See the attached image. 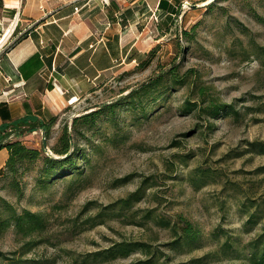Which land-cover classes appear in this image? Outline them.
<instances>
[{
	"label": "rangeland",
	"instance_id": "rangeland-1",
	"mask_svg": "<svg viewBox=\"0 0 264 264\" xmlns=\"http://www.w3.org/2000/svg\"><path fill=\"white\" fill-rule=\"evenodd\" d=\"M212 1L184 3L176 25L164 34L152 2L129 7L119 23L133 20V29L120 41L135 43L136 60L118 52V66L93 92L59 113L45 142L50 148L63 123L126 95L172 64L181 72L196 70L210 95L238 115L179 112L186 100L200 97L194 87H178L167 107L148 121L132 122L128 115L117 128L105 125V134L117 131L125 135L124 141L112 144L94 135L97 150L87 152L90 165L78 181L60 179L41 190L33 175H25L20 199L0 181V198L18 212L26 209L46 219L41 231L27 236L12 228L0 233V253L46 264H248L249 245L264 236V153L254 151L264 144V63L250 53L253 44L264 48V25L252 16L255 11L264 17V0H219L207 8ZM197 22L195 40L186 43L179 33ZM11 34L0 45V54L14 42ZM156 46L150 67L136 70L139 59ZM32 139L36 141H27L31 146H43V132ZM78 144L87 146L83 140ZM3 153L0 163L6 159ZM138 193L128 209H117ZM253 213L257 222L250 224ZM180 218L198 228L203 240L173 247L170 228L179 227ZM123 243H144L150 249L109 261L98 255Z\"/></svg>",
	"mask_w": 264,
	"mask_h": 264
},
{
	"label": "trees",
	"instance_id": "trees-1",
	"mask_svg": "<svg viewBox=\"0 0 264 264\" xmlns=\"http://www.w3.org/2000/svg\"><path fill=\"white\" fill-rule=\"evenodd\" d=\"M219 1V0H214ZM207 5V8H212L213 2ZM184 2L182 0H159L157 10L159 11L160 22L158 29L161 33L169 30L176 25L178 16L181 13V8ZM128 9L123 11L121 15L125 16ZM254 20L264 25V17L252 12ZM164 27V29H163ZM199 27V22L190 26L189 29H182L179 36L186 43H193L196 36V30ZM166 30V31H167ZM17 26L12 31L11 36L14 37V42L10 45H15L26 33L18 36ZM176 45H179L177 37ZM9 47V48H10ZM250 53L261 59L264 63V48L255 44L251 46ZM158 49L156 46L144 58L139 59L136 70L145 71L148 69L155 59V53ZM134 53L128 56L129 60H136ZM189 86L194 87L199 100L191 102L186 100L177 111L188 113L196 111L200 113L217 116L220 112L231 113L230 115H238L231 107L221 105L217 100L210 95L208 87L203 85L200 74L193 69H187L184 72L180 71L177 64H172L168 68H164L155 76L150 77L137 87L130 90L126 95L120 96L108 103L95 106L92 110H86L79 115L73 117L70 122L63 123L60 133L56 138V142L49 148V154L43 146L41 148L28 146L20 139H9V128L28 127L27 131L32 132L40 128L43 132L44 140L48 141L51 136V131L57 124L59 114L51 116L42 124L32 126L28 124L26 118L16 120L13 124L3 122L0 126V151L5 149L6 159L0 167V181L3 182V188L9 193L20 199L24 195L25 183L23 182L25 175H33L36 184L41 190L48 189L49 186L56 183L60 179L78 181L84 174V169L90 165V156L88 151L95 152L97 147L91 140L94 135L116 144L125 140V135L117 131L110 136L105 134V125L118 127L120 120L129 115L132 122L146 120L148 121L160 109H164L167 101L170 99V93L176 91L178 87ZM193 89V90H194ZM95 90L92 89L91 92ZM200 103H207L201 107ZM69 107L65 108V112ZM169 108V107H168ZM161 111V110H160ZM125 113V116L123 114ZM132 115V117L130 116ZM6 121V120H5ZM11 125V126H10ZM78 140H83L87 146L84 147L78 144ZM255 144H252V146ZM258 148L257 153H264V144L255 146ZM53 153V154H52ZM207 175L206 173L202 174ZM202 177V176H201ZM138 194L130 195L127 199L120 203L117 207L119 211L128 209L134 198H139ZM115 205L109 208L110 212L114 211ZM181 225H171L170 230L173 233V247L180 243H199L203 240L200 230L194 227L189 221L180 218ZM249 223L255 224L257 216L251 214L248 219ZM46 225V219L43 214L31 212L23 209L18 212L8 201L0 198V233L14 229L17 234L23 236L30 235L34 232L41 231ZM95 225V224H94ZM167 225V222L164 223ZM224 247H229L228 243ZM249 260L248 264H264V236L255 240L249 245ZM149 246L144 243H128L117 244L111 248L100 252L98 255L103 257V261L114 260L129 256L135 250H141L148 253ZM155 255V254H154ZM150 260L144 264L152 263ZM42 260H21L8 258L5 254L0 253V264H46Z\"/></svg>",
	"mask_w": 264,
	"mask_h": 264
},
{
	"label": "crops",
	"instance_id": "crops-1",
	"mask_svg": "<svg viewBox=\"0 0 264 264\" xmlns=\"http://www.w3.org/2000/svg\"><path fill=\"white\" fill-rule=\"evenodd\" d=\"M144 1L0 0L1 37L15 26L18 36L26 33L0 54V126L23 118L32 126L42 124L89 94L118 66V52L128 59L135 51V43L120 41L134 21L119 22L124 9ZM149 1L155 6L159 2ZM27 128H9V139L33 145L41 130Z\"/></svg>",
	"mask_w": 264,
	"mask_h": 264
},
{
	"label": "bare ground",
	"instance_id": "bare-ground-1",
	"mask_svg": "<svg viewBox=\"0 0 264 264\" xmlns=\"http://www.w3.org/2000/svg\"><path fill=\"white\" fill-rule=\"evenodd\" d=\"M8 34H9V31H7V32L5 33V35L2 36V38L0 39V45L5 41V39H6V37L8 36Z\"/></svg>",
	"mask_w": 264,
	"mask_h": 264
},
{
	"label": "water",
	"instance_id": "water-1",
	"mask_svg": "<svg viewBox=\"0 0 264 264\" xmlns=\"http://www.w3.org/2000/svg\"><path fill=\"white\" fill-rule=\"evenodd\" d=\"M43 148L48 152V153H50L51 151L49 150V148H48V146H47V144H46V142H45V140L43 139ZM48 149V150H47ZM51 154V153H50Z\"/></svg>",
	"mask_w": 264,
	"mask_h": 264
},
{
	"label": "built area",
	"instance_id": "built-area-1",
	"mask_svg": "<svg viewBox=\"0 0 264 264\" xmlns=\"http://www.w3.org/2000/svg\"><path fill=\"white\" fill-rule=\"evenodd\" d=\"M184 3H185V4H188L187 2H184ZM183 5H184V4H183ZM15 27H16V26H15ZM15 27H14V28H15ZM13 30H14V29H13Z\"/></svg>",
	"mask_w": 264,
	"mask_h": 264
}]
</instances>
